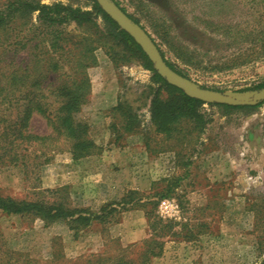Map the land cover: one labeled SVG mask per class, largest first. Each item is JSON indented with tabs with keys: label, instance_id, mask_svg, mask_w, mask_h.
Returning a JSON list of instances; mask_svg holds the SVG:
<instances>
[{
	"label": "rangeland",
	"instance_id": "obj_1",
	"mask_svg": "<svg viewBox=\"0 0 264 264\" xmlns=\"http://www.w3.org/2000/svg\"><path fill=\"white\" fill-rule=\"evenodd\" d=\"M8 1L0 0V8ZM39 1L86 10L92 5L91 0ZM110 1L138 22L171 62L175 59L166 43L191 56L189 66L177 65L192 85L243 100L261 90L254 88L264 83V0ZM35 22L32 16L31 23ZM22 28L3 40L0 72L32 67L34 57L44 58L42 50H23L14 44L32 37L27 27ZM69 31L85 34L75 25ZM93 54L96 64L87 71L90 95L76 119L88 126L94 154L73 160L64 143L61 152L40 149L49 160L42 158L34 169L0 167V196L96 212L106 205L116 207L135 192L134 198L159 201L156 216L175 224L174 236L165 239L163 253L150 264H260L264 104L248 114L206 104L204 133L190 135L187 124L168 140L151 123L152 72L136 57H123L121 47L110 51L107 45ZM120 101L138 115L135 132H126V122L114 112ZM28 132L52 133L46 119L37 114ZM168 185L173 193L162 197ZM150 237L147 212L140 208L120 210L107 225L94 223L77 234L65 221L46 224L0 211V264L137 261Z\"/></svg>",
	"mask_w": 264,
	"mask_h": 264
},
{
	"label": "trees",
	"instance_id": "obj_2",
	"mask_svg": "<svg viewBox=\"0 0 264 264\" xmlns=\"http://www.w3.org/2000/svg\"><path fill=\"white\" fill-rule=\"evenodd\" d=\"M91 4V9L86 10L60 2L43 4L39 0H11L0 8V49L10 33L16 29L22 32V27H27L26 32L32 33V37H25L24 43L14 44L20 45L23 50H42L44 55L43 59L34 57L32 67L26 65L14 72L10 69L0 72V105H3L0 111V167H22L25 171L34 169L42 164V158L46 162L49 160L47 154L38 150L61 152L62 143L67 146L73 160L94 154L96 145L90 139L88 126L77 121L76 115L87 104L90 95L87 71L96 64L93 52L107 45L110 51L121 47L123 57H136L152 72L149 112L157 133L171 140L187 124L191 126L190 135L195 132L201 135L206 130L208 121L202 113L206 103L189 98L181 90L169 85L157 74L134 40L101 10L95 0H91ZM32 16H35V23H31ZM17 23L21 25L17 26ZM72 25L78 30L82 29L86 35L69 31ZM166 44L168 52L175 59L174 63L171 62L159 49L167 65L187 78L177 63L189 66L192 64L191 56L182 54L180 49H175L170 43ZM263 88L264 83L254 89ZM262 104L264 101L255 107L209 106L219 107L229 113L248 114ZM114 112L119 114L123 123L126 122L123 124L126 132L137 130L140 121L132 107L120 101ZM35 114L46 119L51 135L38 136L28 132L30 120ZM172 193L171 185H168L162 197H170ZM136 195L135 192L129 193V200L123 199L116 207L115 204L103 206L96 212L71 208L65 203L15 201L0 196V211L8 215L40 219L46 224L65 221L70 230L77 234L94 223L107 225L120 210L145 209L151 237L145 241L143 253L137 261L121 258L110 264H150L152 259L163 253L165 239L174 236L175 224L156 216L155 209L159 201L145 202L134 198ZM149 205L153 206L147 209ZM94 264L106 263L99 260ZM260 264H264V260Z\"/></svg>",
	"mask_w": 264,
	"mask_h": 264
},
{
	"label": "water",
	"instance_id": "obj_3",
	"mask_svg": "<svg viewBox=\"0 0 264 264\" xmlns=\"http://www.w3.org/2000/svg\"><path fill=\"white\" fill-rule=\"evenodd\" d=\"M101 10L119 28L126 32L141 48L154 70L169 85L181 90L186 96L206 104L227 105L231 107H255L264 101V88L253 94L251 99L243 100L214 90L192 85L183 76L171 69L164 60L159 48L149 34L135 23L120 7L110 0H95Z\"/></svg>",
	"mask_w": 264,
	"mask_h": 264
}]
</instances>
